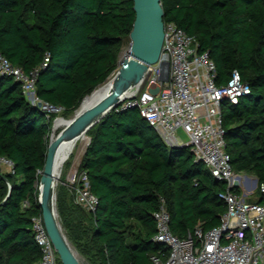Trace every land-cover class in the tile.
Returning a JSON list of instances; mask_svg holds the SVG:
<instances>
[{
	"label": "trees",
	"instance_id": "1",
	"mask_svg": "<svg viewBox=\"0 0 264 264\" xmlns=\"http://www.w3.org/2000/svg\"><path fill=\"white\" fill-rule=\"evenodd\" d=\"M160 1L163 20L194 35L197 50L215 60L217 82H225L232 68L248 82V93L223 103L225 146L235 172H252L264 182V0ZM132 4L0 0V52L26 72L36 69V93L62 104L61 114L69 116L118 68L116 49L129 38ZM21 88L13 76L0 74V154L14 168L0 170V264H34L40 257L30 226L31 217L41 213L38 179L55 113L46 118ZM86 133L90 139L78 169L88 173L95 210L76 205L69 187L57 189L56 198L66 235L84 256L90 258L86 243L98 264H145L151 254L166 255L167 246L152 238L161 196L179 236L220 223L226 203L218 193L226 181L212 176L189 146L166 144L137 107L109 110ZM73 207L88 217L84 239L69 227L66 211Z\"/></svg>",
	"mask_w": 264,
	"mask_h": 264
},
{
	"label": "built area",
	"instance_id": "2",
	"mask_svg": "<svg viewBox=\"0 0 264 264\" xmlns=\"http://www.w3.org/2000/svg\"><path fill=\"white\" fill-rule=\"evenodd\" d=\"M164 25L158 60L148 66L142 81L115 108L137 107L166 144L189 146L195 159L202 160L212 176L226 181V188L218 193L226 203V212L219 224L207 229L197 226L179 236L170 228V215L161 196L153 212L157 226L152 238L164 243L167 253L151 254L145 264H264V198L247 200L232 189L234 181L245 189L251 187L253 178L232 169L222 122L223 103L236 102L248 93V82L242 80L237 68H232L225 82H217L215 60L207 50H197L195 36L173 20L164 21ZM37 72L24 71L0 52V74H9L19 81L25 97L37 104L46 118L55 113L52 121L56 122L64 106L36 93ZM179 129L188 135L186 141L179 138ZM0 170H14L10 157L0 154ZM87 174L77 166L68 179V187L72 201L93 212L97 196L90 190ZM254 188L264 197V182L256 180ZM23 204L27 205L28 200ZM31 221L30 230L40 249L34 264H60L41 213L33 215Z\"/></svg>",
	"mask_w": 264,
	"mask_h": 264
},
{
	"label": "water",
	"instance_id": "3",
	"mask_svg": "<svg viewBox=\"0 0 264 264\" xmlns=\"http://www.w3.org/2000/svg\"><path fill=\"white\" fill-rule=\"evenodd\" d=\"M132 7L134 19L129 31L128 55L119 61V66L112 76L108 91H105L86 107L80 108L83 98L88 93L85 94L80 100L79 109L75 108L71 117L62 115L60 117L61 122L53 121L49 127L46 155L38 179V206L41 209L42 221L57 250L61 264H82V262L72 247L58 217L57 181L53 176L56 153L63 142L73 140L81 133L87 132L109 110L117 107L127 92L142 81L148 66L156 62L160 55L165 26L164 8H162L161 1L133 0ZM98 86L94 87L92 91ZM61 124L63 126L56 130ZM89 139L90 136L88 135L87 143ZM237 184L238 182L234 181V185ZM10 190L11 187L8 188V193Z\"/></svg>",
	"mask_w": 264,
	"mask_h": 264
},
{
	"label": "rangeland",
	"instance_id": "4",
	"mask_svg": "<svg viewBox=\"0 0 264 264\" xmlns=\"http://www.w3.org/2000/svg\"><path fill=\"white\" fill-rule=\"evenodd\" d=\"M129 43H130V37L125 38L122 41V43L117 47L116 51H117L118 61H120L122 58H125V56L128 55ZM113 74H115V73L113 72ZM113 74H111L110 76H113ZM145 85H146V83H145ZM79 103H80V101H79ZM79 103H78V105H79ZM78 105L76 108H78ZM74 111L72 113H70L69 116H64V115L63 116L64 117H71L74 114ZM50 126H51V124H50ZM62 126H63L62 124L58 125L56 130H59ZM177 134H178L179 138L182 139V141H186L188 139V135L184 131H182L181 129H179L177 131ZM86 145H87V143H85L84 145L81 144L80 140H78V142L75 144L74 148L76 147L75 148L76 150L73 148V150L71 151V153L69 154V156L66 158V160L63 163L61 174L57 179V184H56L57 189H59L61 187H64V188L66 187L68 189V179H69L70 175L72 173H74L76 167L78 166L80 158L82 157L81 155H82L83 150H84ZM57 189H56V198H57ZM68 193H69V190H68ZM58 217H59V214H58ZM59 220H60V218H59ZM60 222H61V220H60ZM62 228H63L64 232L66 233V229L63 227V225H62ZM69 241H70L72 247L76 250L77 255L79 256L82 264H97V263H94L90 258H87V256H84L76 248V246L71 241V239Z\"/></svg>",
	"mask_w": 264,
	"mask_h": 264
},
{
	"label": "crops",
	"instance_id": "5",
	"mask_svg": "<svg viewBox=\"0 0 264 264\" xmlns=\"http://www.w3.org/2000/svg\"><path fill=\"white\" fill-rule=\"evenodd\" d=\"M237 173L253 178L252 186L248 187L247 189L237 184L236 186L240 188V191H237V192H239L240 194H243L247 198V200H251V201L258 200V198L260 197V193L257 191V188H254L255 181L257 180L256 175L252 172H248L245 170L238 171ZM66 218H67V221L69 222V227L74 232L75 236H78L81 239H84L85 235L87 237L86 225L89 224L87 220L88 217L80 208L73 207L67 210ZM86 244H87L88 256H90L91 260L94 263L98 264V258L96 256L95 249L93 248L91 244H88V243Z\"/></svg>",
	"mask_w": 264,
	"mask_h": 264
},
{
	"label": "bare ground",
	"instance_id": "6",
	"mask_svg": "<svg viewBox=\"0 0 264 264\" xmlns=\"http://www.w3.org/2000/svg\"><path fill=\"white\" fill-rule=\"evenodd\" d=\"M111 80H112V76L108 77L103 83H101L91 93H88L83 98V100H82V102H81V104H80L79 107L80 108L86 107L88 104H90L95 99H97L105 91H108V89H109V87L111 85ZM61 121H62V119L61 118H58L56 120V123H59ZM78 140H80L81 141V144L84 145L88 141V134L86 132L81 133L79 136H77L73 140H67V141L63 142L62 145L59 147V149H58V151L56 153L57 156H55L54 164H53V176H54L55 181H57L58 177L61 174L64 161L69 156V154L73 150V148H74L75 144L78 142Z\"/></svg>",
	"mask_w": 264,
	"mask_h": 264
}]
</instances>
